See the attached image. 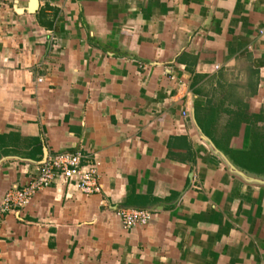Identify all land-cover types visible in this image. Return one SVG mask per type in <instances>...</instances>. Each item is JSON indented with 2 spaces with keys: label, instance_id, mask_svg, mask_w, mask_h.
I'll return each mask as SVG.
<instances>
[{
  "label": "crops",
  "instance_id": "obj_1",
  "mask_svg": "<svg viewBox=\"0 0 264 264\" xmlns=\"http://www.w3.org/2000/svg\"><path fill=\"white\" fill-rule=\"evenodd\" d=\"M31 3L0 0V206L45 149L81 152L102 190L58 176L6 212L0 264H264V184L203 138L240 166L249 127L222 136L264 113V0ZM124 207L152 215L128 229Z\"/></svg>",
  "mask_w": 264,
  "mask_h": 264
},
{
  "label": "built area",
  "instance_id": "obj_2",
  "mask_svg": "<svg viewBox=\"0 0 264 264\" xmlns=\"http://www.w3.org/2000/svg\"><path fill=\"white\" fill-rule=\"evenodd\" d=\"M187 113L186 110L183 112L184 115ZM58 176L73 182L86 195L98 194L102 190L96 163L86 162V156L81 152H50L46 161L38 165L34 177L27 185L6 192L0 206V217L14 208L26 207L38 192L49 187ZM118 215L124 227L131 229L145 225L152 210L124 207L118 210Z\"/></svg>",
  "mask_w": 264,
  "mask_h": 264
},
{
  "label": "trees",
  "instance_id": "obj_3",
  "mask_svg": "<svg viewBox=\"0 0 264 264\" xmlns=\"http://www.w3.org/2000/svg\"><path fill=\"white\" fill-rule=\"evenodd\" d=\"M242 107L228 113L230 119L222 137L229 143L230 139L238 134L241 124L245 123L249 127L248 146L239 150L228 149L227 152L244 169L257 174H264V113L250 114L246 111V105ZM216 115L217 112L209 111L205 114V122L209 125L213 124ZM203 121L199 118L200 124L203 125ZM208 133L210 132L208 131Z\"/></svg>",
  "mask_w": 264,
  "mask_h": 264
},
{
  "label": "water",
  "instance_id": "obj_4",
  "mask_svg": "<svg viewBox=\"0 0 264 264\" xmlns=\"http://www.w3.org/2000/svg\"><path fill=\"white\" fill-rule=\"evenodd\" d=\"M38 1L39 0H32L31 11L35 10ZM203 138L206 139L209 142L210 146L212 147V149L216 153H218V154H220L222 156V158L228 164V166H229V168L231 169L232 172L238 174L239 176H241L247 182H252V183H257V184H264V174H256V173L250 172L248 170H245V169L241 168L240 166H237L231 160H229L228 157H226L222 152H220L215 147L214 143L207 136L203 135ZM48 153H49L48 150L45 149V152H44V155H43V159L39 162V164H42V163H44L46 161ZM142 209H147V208L142 207Z\"/></svg>",
  "mask_w": 264,
  "mask_h": 264
}]
</instances>
